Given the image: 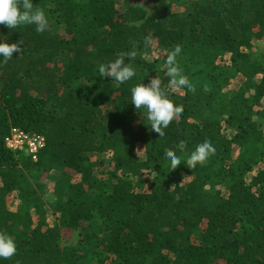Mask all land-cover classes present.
Segmentation results:
<instances>
[{"label": "trees", "instance_id": "1", "mask_svg": "<svg viewBox=\"0 0 264 264\" xmlns=\"http://www.w3.org/2000/svg\"><path fill=\"white\" fill-rule=\"evenodd\" d=\"M33 2L64 34L0 25L23 42L0 62V230L18 248L0 264H83L60 236L95 217L110 264H264V0H151L157 17L138 0ZM176 45L194 90L168 86ZM129 51L133 78L99 77ZM156 77L183 109L160 138L131 104ZM13 128L44 136L38 162L7 147ZM204 141L215 151L187 168Z\"/></svg>", "mask_w": 264, "mask_h": 264}, {"label": "clouds", "instance_id": "2", "mask_svg": "<svg viewBox=\"0 0 264 264\" xmlns=\"http://www.w3.org/2000/svg\"><path fill=\"white\" fill-rule=\"evenodd\" d=\"M0 25H4L9 29H16L24 25H34L35 30L39 33L50 30L49 19L45 11L34 7L33 0H0ZM0 40H3V42H0V58H2L0 62L6 63L13 59L14 53L22 51L20 45L23 42L21 40L19 43L10 44L8 40L4 39L2 33H0ZM146 42H150V38ZM181 51V46L176 45L164 61V67L167 70L166 75L170 78L168 86L173 91L181 89L194 90V86L187 81L178 67L177 57L181 54ZM135 55L134 51L121 52L115 60L100 63L98 65L99 77H110L118 83L129 81L136 75V70L131 63L125 62V58L127 57L131 60ZM131 104L137 110L146 109V117H144L142 112L140 113L150 125V127H147L151 131L158 133L159 138L165 135V129L175 120H178L183 111L181 107L176 106L168 98L166 90L162 89L161 80L158 77L151 79L147 85L143 83L133 87L131 89ZM186 145L187 141L181 140L176 147L183 152ZM214 151L215 149L209 141L197 144L183 165L189 169L195 168L198 164H203ZM164 160L167 166L173 170L182 164L181 157L173 150L165 151ZM17 251V243L14 237L0 230V262L5 259H11L17 254Z\"/></svg>", "mask_w": 264, "mask_h": 264}, {"label": "rangeland", "instance_id": "3", "mask_svg": "<svg viewBox=\"0 0 264 264\" xmlns=\"http://www.w3.org/2000/svg\"><path fill=\"white\" fill-rule=\"evenodd\" d=\"M138 5L142 7L148 17H157L155 8L151 0H138ZM55 31L64 34L62 27H57L52 21L50 22ZM3 42V40H0ZM259 45V44H258ZM260 47V46H258ZM257 48V47H256ZM264 52V48H261ZM257 55H260L257 53ZM235 88L239 86V83H234ZM146 117V110L141 111ZM144 123H147L146 119H143ZM138 122L134 123L135 128L137 127ZM102 160L107 161L106 166L109 167L108 159L103 155L99 157ZM99 160V159H98ZM102 168L103 170L108 169ZM34 172H40L38 169H34ZM98 174V172H96ZM56 174V172H55ZM16 206V203L14 204ZM50 217H52L50 215ZM54 220V219H53ZM106 226L105 223L99 218H94L88 223H84L77 231H63L60 236L59 245L63 250L73 251L75 257L80 263L83 264H110V259L107 262L104 260V253L100 252L99 238L101 237V228Z\"/></svg>", "mask_w": 264, "mask_h": 264}, {"label": "built area", "instance_id": "4", "mask_svg": "<svg viewBox=\"0 0 264 264\" xmlns=\"http://www.w3.org/2000/svg\"><path fill=\"white\" fill-rule=\"evenodd\" d=\"M7 147L16 153H24L33 162H38L40 153L46 148L44 136L28 133L24 130L13 128L6 137Z\"/></svg>", "mask_w": 264, "mask_h": 264}]
</instances>
